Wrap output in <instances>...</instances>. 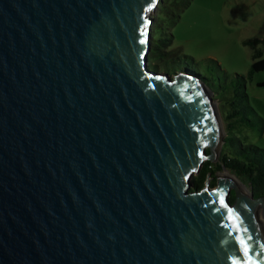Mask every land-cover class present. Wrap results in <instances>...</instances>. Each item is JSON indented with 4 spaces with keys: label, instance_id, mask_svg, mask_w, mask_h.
<instances>
[{
    "label": "water",
    "instance_id": "1",
    "mask_svg": "<svg viewBox=\"0 0 264 264\" xmlns=\"http://www.w3.org/2000/svg\"><path fill=\"white\" fill-rule=\"evenodd\" d=\"M159 1L0 0V264H264V197L194 186L223 133L149 68Z\"/></svg>",
    "mask_w": 264,
    "mask_h": 264
},
{
    "label": "rangeland",
    "instance_id": "2",
    "mask_svg": "<svg viewBox=\"0 0 264 264\" xmlns=\"http://www.w3.org/2000/svg\"><path fill=\"white\" fill-rule=\"evenodd\" d=\"M158 6L150 16L159 50L150 57L149 68L173 78L179 74L199 78L211 93L223 133L217 162L226 137L224 97H232L243 86L248 104L264 119V70L250 74L253 50L245 45L264 39V0H160ZM260 48L264 52V46ZM246 134L251 143L264 148V134L258 129ZM224 173L244 186L225 170L211 178L210 185Z\"/></svg>",
    "mask_w": 264,
    "mask_h": 264
},
{
    "label": "trees",
    "instance_id": "3",
    "mask_svg": "<svg viewBox=\"0 0 264 264\" xmlns=\"http://www.w3.org/2000/svg\"><path fill=\"white\" fill-rule=\"evenodd\" d=\"M153 28L154 26H152V42L154 44L151 46L153 49L149 57H154L155 50H159L157 45L159 38L156 37ZM245 45L253 50L254 62L250 74L263 71L264 52L260 45L264 46V39L249 40L245 42ZM222 102L225 108L226 137L221 157L217 162L206 161L204 163L200 173L193 178L194 186L197 189L204 188L210 176L215 178L217 173L225 170L234 174L251 191L254 198H262L264 197V148L251 143L246 131L258 129L264 134V119L248 104L243 86H238L232 97H224ZM250 115L254 117L251 118ZM217 184V181L214 180L211 183V188H215ZM229 200L231 204H235L236 193L234 190Z\"/></svg>",
    "mask_w": 264,
    "mask_h": 264
},
{
    "label": "bare ground",
    "instance_id": "4",
    "mask_svg": "<svg viewBox=\"0 0 264 264\" xmlns=\"http://www.w3.org/2000/svg\"><path fill=\"white\" fill-rule=\"evenodd\" d=\"M225 174V173H224ZM223 176H229V175H223ZM230 177H232L234 180H235V184L239 187V189L243 192V194L247 197V198H250L251 197V195H250V193H249V191L244 187V186H242L241 184H240V182L235 178V177H233V176H230ZM263 213H264V207H263Z\"/></svg>",
    "mask_w": 264,
    "mask_h": 264
},
{
    "label": "snow or ice",
    "instance_id": "5",
    "mask_svg": "<svg viewBox=\"0 0 264 264\" xmlns=\"http://www.w3.org/2000/svg\"><path fill=\"white\" fill-rule=\"evenodd\" d=\"M246 252H247V250H246Z\"/></svg>",
    "mask_w": 264,
    "mask_h": 264
}]
</instances>
